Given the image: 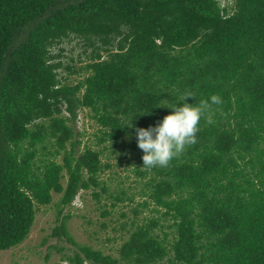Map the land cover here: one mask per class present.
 <instances>
[{
  "label": "trees",
  "instance_id": "16d2710c",
  "mask_svg": "<svg viewBox=\"0 0 264 264\" xmlns=\"http://www.w3.org/2000/svg\"><path fill=\"white\" fill-rule=\"evenodd\" d=\"M65 38L91 48L77 67L54 49ZM212 95L222 103L197 142L142 168L135 130L172 112L158 106ZM82 109L96 129L81 148ZM109 154L131 164L137 191L100 177ZM80 191L153 214L103 252L66 228ZM51 192L48 236L74 244L69 264H264V0H0V249L25 238Z\"/></svg>",
  "mask_w": 264,
  "mask_h": 264
},
{
  "label": "rangeland",
  "instance_id": "374dc122",
  "mask_svg": "<svg viewBox=\"0 0 264 264\" xmlns=\"http://www.w3.org/2000/svg\"><path fill=\"white\" fill-rule=\"evenodd\" d=\"M57 47L60 48L57 51H59V58L62 62L70 66L74 64L75 67L83 63L86 55L91 53V48L85 46L83 41L77 38L70 40L65 38L54 49ZM62 70L61 73H66L64 69ZM76 77L77 74L69 73L66 80L73 82ZM80 115L82 118L79 123L74 122V127L83 132L79 144L82 148L84 144L92 145L96 126L87 116L85 109L80 110ZM106 161L110 163V167L105 169L100 177L110 189L123 188L127 194L137 191V182L131 171V164L126 163L124 158H114L112 154L107 156ZM51 195V202L39 206L35 211L33 222L25 238L7 249H0V264H64L67 262L60 256L63 251H70L74 248V244L62 236H48L52 226L58 223L55 219L56 207L53 203L58 193L51 192ZM134 200H137L136 194H134ZM135 203L120 202L111 206L105 194L96 200L89 193L80 191L73 203L68 206L71 215L65 220L66 228L75 242L88 244L93 248H99L103 252L115 255L117 246L126 237V228L129 226L130 218L140 222L153 214V211H150L151 206H147L140 207L137 216L133 215L130 207ZM65 209L67 206L63 210ZM103 209L108 210V213L102 214ZM122 223H125L124 228L121 227Z\"/></svg>",
  "mask_w": 264,
  "mask_h": 264
},
{
  "label": "clouds",
  "instance_id": "9594fccd",
  "mask_svg": "<svg viewBox=\"0 0 264 264\" xmlns=\"http://www.w3.org/2000/svg\"><path fill=\"white\" fill-rule=\"evenodd\" d=\"M187 97L195 98V94L185 93L178 101L183 102ZM221 103L222 100L219 96L212 95L210 100H201L195 106L182 103V106L178 107L176 103L168 104L166 102L158 106L172 109V112L165 115L155 127L135 130L137 147L143 152L142 168L168 167L174 158H178L188 146L197 142L196 133L199 131L198 125L201 117L210 109L211 105ZM212 122L211 118H207V123L211 124ZM64 264L69 263L65 262Z\"/></svg>",
  "mask_w": 264,
  "mask_h": 264
},
{
  "label": "built area",
  "instance_id": "2783aa9c",
  "mask_svg": "<svg viewBox=\"0 0 264 264\" xmlns=\"http://www.w3.org/2000/svg\"><path fill=\"white\" fill-rule=\"evenodd\" d=\"M219 4L222 5L224 4L225 0H218ZM62 112L65 115H68V112L65 111L64 109H62ZM82 118V116L80 115V111L77 112L76 118H75V122L79 123L80 119ZM75 124V123H74Z\"/></svg>",
  "mask_w": 264,
  "mask_h": 264
}]
</instances>
